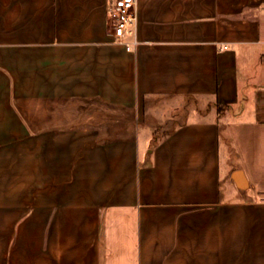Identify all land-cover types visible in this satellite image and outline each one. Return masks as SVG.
<instances>
[{"label":"crops","instance_id":"crops-1","mask_svg":"<svg viewBox=\"0 0 264 264\" xmlns=\"http://www.w3.org/2000/svg\"><path fill=\"white\" fill-rule=\"evenodd\" d=\"M112 1L0 0V264H264V0Z\"/></svg>","mask_w":264,"mask_h":264},{"label":"built area","instance_id":"built-area-1","mask_svg":"<svg viewBox=\"0 0 264 264\" xmlns=\"http://www.w3.org/2000/svg\"><path fill=\"white\" fill-rule=\"evenodd\" d=\"M108 21L112 35L117 42L125 44L131 50L133 43L125 38L133 36L138 22L137 0H113L108 8Z\"/></svg>","mask_w":264,"mask_h":264},{"label":"rangeland","instance_id":"rangeland-1","mask_svg":"<svg viewBox=\"0 0 264 264\" xmlns=\"http://www.w3.org/2000/svg\"><path fill=\"white\" fill-rule=\"evenodd\" d=\"M162 132V130L160 131V133ZM160 133L159 134H157V136L159 137L160 136ZM144 137H146V135H144Z\"/></svg>","mask_w":264,"mask_h":264}]
</instances>
